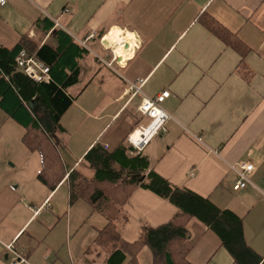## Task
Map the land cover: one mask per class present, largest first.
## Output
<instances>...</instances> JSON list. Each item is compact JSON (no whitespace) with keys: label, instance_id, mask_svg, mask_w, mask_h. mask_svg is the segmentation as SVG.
I'll list each match as a JSON object with an SVG mask.
<instances>
[{"label":"crops","instance_id":"crops-1","mask_svg":"<svg viewBox=\"0 0 264 264\" xmlns=\"http://www.w3.org/2000/svg\"><path fill=\"white\" fill-rule=\"evenodd\" d=\"M206 18L239 41L243 53L209 30ZM112 31L133 42L123 45L130 51L123 64L104 42ZM55 32L76 49L77 76L63 91L69 105L57 123L35 98L28 106L46 123L66 174L54 191L39 181V154L23 142L25 128L0 107V264L15 262L4 249L9 244L26 264H109L110 254L93 244L107 224L100 216L118 217L122 244L135 243L144 225L174 217L172 204L140 187L119 212L71 201L69 176L93 177L84 157L97 145L137 156L144 164L139 174L153 171L233 217L247 247L264 258V0H6L0 6L2 48L26 36L38 48L57 49ZM241 63L246 73L239 72ZM138 81L142 95L127 94ZM162 92L169 93L160 105L171 117L166 131L136 153L127 137L150 122L138 107L143 96ZM247 161L252 185L234 191L232 167ZM186 230L189 264H237L208 226L191 219ZM122 254L119 264H133ZM144 254L151 264L146 247L136 264Z\"/></svg>","mask_w":264,"mask_h":264},{"label":"trees","instance_id":"trees-1","mask_svg":"<svg viewBox=\"0 0 264 264\" xmlns=\"http://www.w3.org/2000/svg\"><path fill=\"white\" fill-rule=\"evenodd\" d=\"M204 24L236 51L243 53L241 43L215 21L206 18ZM54 35L59 36L60 45L57 49L50 45L38 48L26 36L12 49L0 47V107L25 128L23 142L40 156L38 179L51 191L64 179L65 169L55 147L46 136V123L38 121L35 115L33 117L28 103L35 98L56 123L69 105L63 91L66 86L74 83L77 76L76 67L72 63L76 49L71 46L66 35L61 32H55ZM21 51L49 68L48 82L35 83L16 67L14 61ZM65 69H69L71 74L67 76ZM239 72L246 73L242 63ZM84 161L94 171V175L88 179L75 171L71 173V201L82 199L102 212L107 209L119 212L134 190L140 187L177 209L168 223L155 228L145 225L141 227L139 239L133 244L121 243L116 221L118 217L109 216L106 226L98 232L93 242L95 247L110 254L109 264L123 261L122 249L131 255V262L136 264V256L144 247L150 251L151 264H189V249L185 242L186 226L191 219H197L217 234L237 264H264V258L257 256L245 244L239 222L228 214H220L206 199L171 185L153 171L146 176L139 174L138 169L144 168V164L137 156L128 158L119 150L110 154L97 145L85 155ZM126 170L133 173L132 176L127 177Z\"/></svg>","mask_w":264,"mask_h":264},{"label":"built area","instance_id":"built-area-1","mask_svg":"<svg viewBox=\"0 0 264 264\" xmlns=\"http://www.w3.org/2000/svg\"><path fill=\"white\" fill-rule=\"evenodd\" d=\"M6 0H0V6L5 4ZM16 67L22 71L29 79L35 83L48 82L49 68L44 66L32 57H28L25 51H21L14 61ZM109 66L111 64H108ZM142 81L136 84H130L126 93L132 95H142L141 93ZM169 97L168 92H162L155 99H149L143 96L142 102L138 107V114L140 117H147L150 122L145 127H140L132 131L127 137V143L134 149L136 153H140L149 144V142L159 133H165V124L170 120V116L165 113L160 105ZM198 142L200 140L197 139ZM232 170L237 175V181L233 187L234 191L245 189L252 185L249 174L254 170L251 162L247 161L241 163ZM264 203V191H260ZM4 249L13 253L16 257L12 264H26L25 259L16 253L15 247L12 244L3 245Z\"/></svg>","mask_w":264,"mask_h":264},{"label":"bare ground","instance_id":"bare-ground-1","mask_svg":"<svg viewBox=\"0 0 264 264\" xmlns=\"http://www.w3.org/2000/svg\"><path fill=\"white\" fill-rule=\"evenodd\" d=\"M106 45L113 46L114 54L120 59V63L123 64L126 58L130 55V51L123 47L124 44L133 46V42L122 38L118 31H112L104 38ZM127 48V47H126Z\"/></svg>","mask_w":264,"mask_h":264},{"label":"rangeland","instance_id":"rangeland-1","mask_svg":"<svg viewBox=\"0 0 264 264\" xmlns=\"http://www.w3.org/2000/svg\"><path fill=\"white\" fill-rule=\"evenodd\" d=\"M100 217H101L102 221H105L107 223L106 218L104 219V217H102V216H100ZM146 253H148V252H146ZM145 262H146V264L148 263V256H147V254H146V256L144 254V256L141 258V263L144 264Z\"/></svg>","mask_w":264,"mask_h":264}]
</instances>
